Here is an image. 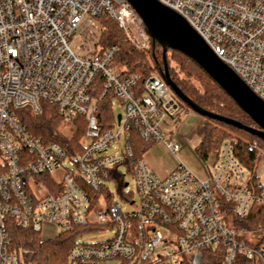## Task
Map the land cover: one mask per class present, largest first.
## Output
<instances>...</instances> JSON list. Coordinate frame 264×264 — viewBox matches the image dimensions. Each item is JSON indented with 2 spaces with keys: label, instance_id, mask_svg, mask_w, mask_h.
I'll list each match as a JSON object with an SVG mask.
<instances>
[{
  "label": "built area",
  "instance_id": "1",
  "mask_svg": "<svg viewBox=\"0 0 264 264\" xmlns=\"http://www.w3.org/2000/svg\"><path fill=\"white\" fill-rule=\"evenodd\" d=\"M158 1L182 15L264 101V0ZM104 15L136 49L149 50L142 18L126 0H0V264H27L12 222L111 233L94 243L83 241L92 231L81 234L71 264H205L207 249L222 264H264V214L251 218L264 206L259 163L248 171L227 142L203 163L211 166L206 179L185 166L179 131L166 136L160 127L178 115L177 95L160 73L143 79L112 66L119 48L101 41ZM105 99L113 111L115 100L122 106L120 121L116 113L111 121L100 116ZM45 103L73 128L67 144L36 135L23 118L27 110L40 115ZM78 117L86 119L85 146L74 138ZM134 136L161 141L176 157L166 177L136 157ZM128 201L134 210L123 209Z\"/></svg>",
  "mask_w": 264,
  "mask_h": 264
},
{
  "label": "trees",
  "instance_id": "2",
  "mask_svg": "<svg viewBox=\"0 0 264 264\" xmlns=\"http://www.w3.org/2000/svg\"><path fill=\"white\" fill-rule=\"evenodd\" d=\"M101 20L104 23V30L101 41L105 45L117 46L119 48L114 60L113 67L118 65L124 69L126 74H140L142 78L159 73L156 66L158 61L163 67L162 49L158 44L152 42L150 38V48L147 51L136 49L124 34L118 23L108 15H104ZM173 54L180 68V77L176 69L170 64L167 53L169 73L172 80L178 85L185 95L190 97L201 107L216 112L218 114L237 119L245 125L253 126L254 122L244 111H242L212 79L197 65L192 59L176 50H169ZM197 81L199 86L194 83ZM110 100L105 99L101 103L100 116L106 119H113L114 111L111 108ZM181 104V103H180ZM188 105L181 104L180 111L175 119L180 118L183 111L189 112ZM23 118L29 124L36 135L44 136L48 141H62L67 144V136L63 134L60 125L61 119L56 113L54 105L45 103L42 113L38 116L31 114L30 110L24 113ZM85 117H78L75 124L74 138H83L87 124ZM107 127H110L108 124ZM136 135V134H135ZM134 152L136 157H143V154L150 148L152 142L134 136ZM233 145L234 154L237 160L248 170L255 173L257 164L260 162V150L264 149V141L251 133L229 125L219 120H205L203 134L200 144L196 148L197 155L203 162H206L210 154L220 149L225 143ZM258 145V148L254 144ZM81 151V149H80ZM255 184L260 177L255 174ZM264 214V206L256 205L251 213V218L258 219L260 214ZM102 227H78L71 231H62L54 238H43L41 231L33 227H19L11 224V236L14 243L24 249L27 264H71L69 252L77 243L78 237L86 232L100 230ZM120 264H129V261L122 260ZM147 264H165L163 262ZM205 264H222L217 251L205 250ZM243 264H249L244 260Z\"/></svg>",
  "mask_w": 264,
  "mask_h": 264
},
{
  "label": "water",
  "instance_id": "3",
  "mask_svg": "<svg viewBox=\"0 0 264 264\" xmlns=\"http://www.w3.org/2000/svg\"><path fill=\"white\" fill-rule=\"evenodd\" d=\"M142 18L145 30L153 43L162 49L163 67L156 66L160 75L175 94L195 113L209 119L219 120L243 129L264 141V101L241 79V77L204 41L187 20L172 8L158 0H126ZM169 50H176L192 59L234 103L254 122L253 126L213 111H209L185 95L172 80L167 62ZM121 114H118V121Z\"/></svg>",
  "mask_w": 264,
  "mask_h": 264
},
{
  "label": "rangeland",
  "instance_id": "4",
  "mask_svg": "<svg viewBox=\"0 0 264 264\" xmlns=\"http://www.w3.org/2000/svg\"><path fill=\"white\" fill-rule=\"evenodd\" d=\"M124 32V31H123ZM126 35V33L124 32ZM127 37V35H126ZM168 56L170 58V64L173 68L176 69L177 73H179L180 77H183L184 74L181 73L180 68L175 60H173L174 56L171 52H168ZM119 69L122 68L121 66H117ZM196 85L199 86L197 81H194ZM177 100L184 104L183 101L177 96ZM192 111V110H190ZM189 111V112H190ZM123 112L122 106L115 100L114 104V113L119 114ZM183 111L180 114V118L173 119L171 117H167L165 122L161 123V129L163 134L169 136L170 134H176L178 131L180 132V128L187 127V132L183 133L184 138L182 139L183 147L178 153L179 159L182 163L187 166L194 174H196L200 179L204 180L207 178L206 170H211V166L209 163L204 165L201 158L197 155L196 148L200 144L202 139V128H203V120L205 121L207 118L195 113L194 114ZM195 115V116H193ZM201 119V121H197L195 119ZM205 123V122H204ZM60 129L63 134L70 135L73 132V128L67 127L61 122ZM121 143L124 145V140H121ZM87 144V139L84 136L82 138V145L85 146ZM117 147L119 145L117 144ZM143 160L145 161L146 165L150 170H152L159 178L163 179L166 177L167 171L174 168L177 165L176 157L170 153L163 142L157 141L150 146V148L143 154ZM206 168V169H205ZM264 155L260 158V162L257 167V173L261 177V180L264 182ZM61 171L54 174L55 177L61 178ZM126 182L130 183L131 189H135L132 184V178L129 175H126ZM111 192L115 195L114 200H120L117 193V185L115 182L108 183ZM133 200L135 201L136 205L140 204V197L137 192L133 195ZM124 210H134V206L130 204V202H125L122 204ZM59 233V229L54 226H44L41 229V235L43 238H54ZM111 235V233H99L97 230L92 231L84 238V242L94 243L98 241L100 238L106 235ZM95 264H120L119 261L115 260H108V261H101L96 262Z\"/></svg>",
  "mask_w": 264,
  "mask_h": 264
},
{
  "label": "crops",
  "instance_id": "5",
  "mask_svg": "<svg viewBox=\"0 0 264 264\" xmlns=\"http://www.w3.org/2000/svg\"><path fill=\"white\" fill-rule=\"evenodd\" d=\"M191 112H192V114H194L193 111H190L189 113H191ZM193 116H195V115H193ZM195 119H196L197 121H201V119H197V117H195ZM204 122H205V121L203 120V125H204ZM186 130H187V127H185V126L182 127V128H180V132H179V134H180V139H181L182 142H183L182 139L184 138L183 133H186V132H187ZM202 133H203V128H202ZM170 170H171V169H170ZM168 172H169V171H167V174H168ZM167 174H166V175H167ZM59 233H60V232H59ZM59 233H58V234H59ZM58 234H57V235H58ZM57 235H56V236H57Z\"/></svg>",
  "mask_w": 264,
  "mask_h": 264
}]
</instances>
